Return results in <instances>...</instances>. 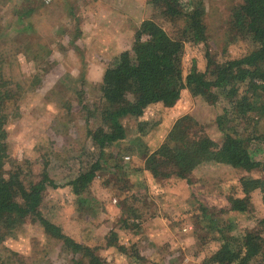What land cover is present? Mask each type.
I'll return each instance as SVG.
<instances>
[{"label": "rangeland", "instance_id": "1", "mask_svg": "<svg viewBox=\"0 0 264 264\" xmlns=\"http://www.w3.org/2000/svg\"><path fill=\"white\" fill-rule=\"evenodd\" d=\"M239 1L203 0L211 51H222L227 46L231 7ZM32 5L34 10L21 13ZM185 5L187 2L179 9L186 8ZM182 12L168 15L151 0H0V59H7L3 71L27 83L18 110L7 124L10 153L35 173L43 170L47 160H55L58 167L50 170L54 179L59 174L76 173L82 163L86 164L92 144L86 133V111L81 109L74 89L83 88L87 98L100 96L107 65L122 50L131 48L140 22L151 17L174 36L185 26ZM29 23L34 28L22 27L24 31L14 37L16 26ZM21 39L31 40L32 54H27L22 45L17 49ZM200 47L190 42L185 45V71L194 57L198 67L205 70L204 51ZM243 48L244 44L238 43L228 46L227 51L238 55ZM38 53L42 56L31 58ZM69 96L74 97L71 110L62 106ZM222 108L211 97L194 95L184 88L175 105L161 107L159 113L155 109L147 110L144 119H149L151 126L140 137L149 149H154L175 120L190 113L198 120L197 127L202 126L203 131L221 141L222 132L215 117ZM133 124L129 129L130 139L140 134ZM120 147L121 144L116 149ZM257 153V157L264 155L263 150ZM127 156L130 165H143L141 151ZM110 169L112 172L97 177L92 183L93 193L102 200L104 209L94 218L91 213L85 214L88 222L77 214L70 185L48 186L42 205L44 214L64 232L76 235L91 246L103 243L95 251L106 264H152L154 260L164 264L166 257L171 264H202L206 246L215 244L208 236L205 240L198 238L200 225L192 211L200 201L217 210L228 206L226 193L245 173L227 165H202L194 170L193 181L189 182L174 176L154 178L145 170L117 177L115 166ZM252 173L264 175V170L255 169ZM58 177L61 181V176ZM125 183L128 187L122 188ZM252 196L253 209L236 215V220L241 222L238 231L257 224L250 215L264 214L262 192L257 189ZM135 212L140 216L133 217ZM16 216L22 220L17 235L0 243V250L10 256L8 264H73L70 253L50 238L38 222L30 216ZM126 218L130 221L127 225L123 220ZM110 229L117 231L119 241L129 245V249L135 248L145 255L144 259L136 261L128 257L117 244L106 245L104 237Z\"/></svg>", "mask_w": 264, "mask_h": 264}, {"label": "trees", "instance_id": "2", "mask_svg": "<svg viewBox=\"0 0 264 264\" xmlns=\"http://www.w3.org/2000/svg\"><path fill=\"white\" fill-rule=\"evenodd\" d=\"M151 2L168 15L184 11L185 26L171 36L155 19H143L134 31L131 48L122 50L107 65L100 96L87 98L83 88L74 89L81 109L86 111V133L92 144L86 164L82 163L76 173L59 174L54 179L50 170L58 167L55 160H47L43 170L35 173L10 153L7 124L18 110L27 83L4 72L7 59H0V243L17 235L22 220L16 215L30 216L70 253L73 264H106L95 251L103 243L91 246L76 235L64 232L44 214L42 205L48 186L70 185L77 214L88 222L85 214L91 213L94 218L104 209L102 200L93 193L92 183L97 177L112 172V166L117 177L145 170L154 178L174 176L192 182L194 170L202 165H227L245 171L226 193L228 206L217 210L200 201L192 211L200 225L198 238L205 240L208 236L215 244L206 246L202 264H264V214L250 215L257 224L239 231L241 222L236 220V215L253 209V191L259 189L264 201V175L252 173L255 169L264 170V155L257 157L258 151H264V0H240L232 5L224 51L210 49L203 0ZM186 2L187 9H179ZM34 7L27 6L21 13ZM22 27L31 30L34 25L16 26L14 37L24 31ZM29 42L22 40L16 47L19 50L22 45L27 54H32ZM188 42L202 46L205 70L198 67L197 57L184 70L183 53ZM238 43L244 44L243 50L238 55L229 54L227 47ZM40 56L38 53L31 58ZM184 88L223 105L215 117L222 140H215L202 126L197 127L195 116L186 113L175 120L156 148L149 149L142 138L150 125L149 119H144L147 110L155 109L159 113L161 107L175 105ZM73 98L66 97L62 106L71 110ZM133 123L140 134L130 139ZM138 151L143 153L144 162L134 167L126 156ZM139 216L133 213V217ZM128 219H123L125 225L130 222ZM104 239H107L106 245L117 244L128 257L136 261L144 259L145 255L119 241L115 229L108 230ZM163 260L164 264L172 263L169 257ZM9 261L10 256L0 250V264ZM152 264L161 262L154 260Z\"/></svg>", "mask_w": 264, "mask_h": 264}, {"label": "built area", "instance_id": "3", "mask_svg": "<svg viewBox=\"0 0 264 264\" xmlns=\"http://www.w3.org/2000/svg\"><path fill=\"white\" fill-rule=\"evenodd\" d=\"M46 1H50V0H46ZM128 157V156H127Z\"/></svg>", "mask_w": 264, "mask_h": 264}]
</instances>
